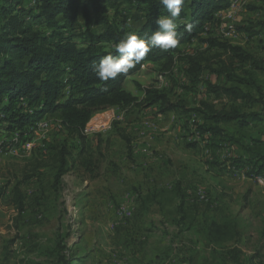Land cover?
Returning <instances> with one entry per match:
<instances>
[{
  "label": "rangeland",
  "instance_id": "374dc122",
  "mask_svg": "<svg viewBox=\"0 0 264 264\" xmlns=\"http://www.w3.org/2000/svg\"><path fill=\"white\" fill-rule=\"evenodd\" d=\"M21 2L25 10L34 6L32 0ZM237 2L238 8H232V18H228L229 29L235 30L237 38L222 39L243 48L263 68L264 0ZM257 2L260 6L254 4ZM1 7L2 3L0 25ZM123 12L129 16V28L134 29L135 9L125 6ZM181 50L169 70L163 63H145L140 72L128 79L129 91L142 100L146 91L156 90L173 105L180 103L188 109L199 107L203 101L217 106L227 104L225 98L216 99L207 85H224V77L218 80L205 70L202 82L193 85L188 72L189 58L198 54L208 60L202 66L218 68L215 55L219 52L197 39ZM256 72L264 82V71ZM17 107L24 108L21 114L28 111L25 103ZM251 108L258 110V106ZM160 110L161 104H157L149 109L112 108L98 113L99 118L96 114L87 136L94 148L101 141L99 150H95L101 164L100 177L94 181L86 179L78 164L81 145L68 140V171L56 187L57 153L61 151L59 144L66 139L56 115L40 121L49 122L50 127L46 132L37 130L30 151L21 149L30 137L22 141L16 127L10 129L11 123L1 121L0 264H264V182H256L248 175L250 166L231 167L238 157L254 159L257 153L264 154V125L240 128L235 124L227 128L237 139L231 147L239 146L231 151L235 152L233 158L228 156L231 147L223 145L217 150L208 147L184 152L175 138L181 126L173 121V116L183 115L182 110L163 114L162 119L157 116L162 114ZM140 113L151 117L149 123L161 141L155 143L156 151L170 163V169H156L150 178L162 184L180 177L186 187L196 190L183 211L189 215L187 221L182 222L178 199H172L171 193L159 197V203L154 201L151 191L155 186L152 182L146 184L147 175L133 168L135 161L126 146L121 145L118 134L134 128L135 114ZM197 116L193 114L189 121L181 116V120L194 128L196 123L203 124ZM192 120L196 121L190 124ZM17 186L23 196L22 212L14 203ZM198 193L204 195L198 198ZM141 194L149 198H141ZM214 220L221 226H217L219 231L213 226L215 234L209 236L202 224L209 226Z\"/></svg>",
  "mask_w": 264,
  "mask_h": 264
},
{
  "label": "trees",
  "instance_id": "16d2710c",
  "mask_svg": "<svg viewBox=\"0 0 264 264\" xmlns=\"http://www.w3.org/2000/svg\"><path fill=\"white\" fill-rule=\"evenodd\" d=\"M233 1L184 0L180 17L175 21L178 25L175 48L168 51L152 48L127 74L102 81L95 75L94 65L107 55L117 57L115 44L129 34L147 41L158 30L156 20L169 15L159 0H32L34 6L28 10L21 0H0V115L3 116H0V122L14 125L10 124V129L16 127L19 138L26 141L30 128H35L47 116L56 115L66 139L59 144L55 187L68 171L71 155L68 140H76L81 145L78 164L86 179L94 181L100 177L101 164L95 150H99L101 141L99 139L94 148L85 131L96 114L112 108L149 109L161 104L162 114L181 109V116L188 121L197 114L203 124L196 123L192 125L194 128L185 125L187 131L200 136L203 141L209 135L212 141L215 140L209 147L217 150L231 141L224 126L237 124L245 128L254 122H264V82L256 74V71H264V67L240 46L224 41L227 38L218 36L214 29L221 25L222 12L227 11ZM125 6L135 9L133 20L137 26L134 29L129 28V16L123 12ZM188 24L192 25L191 31L186 30ZM195 39L219 52L215 55L218 68L202 66L203 61H208L201 58L202 55L189 58L191 83H201L205 70L211 71L218 80L224 77V85L211 82L207 85L216 99L225 98L227 104L217 106L203 101L199 107L188 109L180 103L173 105L156 90L146 91L142 100L129 91L128 79L140 72L145 63H163L169 70L174 65L175 55L182 51L181 47ZM19 103L26 104L28 111L25 114H21L23 107H17ZM256 106L258 110H252L251 107ZM118 135L125 141L131 156V140L122 131ZM53 150L57 152L56 148ZM231 164L236 169L250 166L248 175L256 182L264 177V154L256 155L254 159L238 157ZM180 191L179 186L177 210L184 222L189 215L183 212L186 198ZM15 196L14 203L19 211H24L20 186L15 188ZM213 226L219 231L217 226L221 225L215 220L209 226L202 224L209 236L215 234Z\"/></svg>",
  "mask_w": 264,
  "mask_h": 264
},
{
  "label": "crops",
  "instance_id": "0c3cea01",
  "mask_svg": "<svg viewBox=\"0 0 264 264\" xmlns=\"http://www.w3.org/2000/svg\"><path fill=\"white\" fill-rule=\"evenodd\" d=\"M254 4L256 6H260V4L258 2H257V4L256 3H254ZM140 115L135 114V117H134L135 119L133 120L134 121L133 123H135V127L134 128L130 127L129 130L126 131L127 134L125 133V135L131 140L132 153H131L130 157H131L132 161H135V166L133 168H136V170H138V171H144L145 174L147 175V178H148L146 180V184H149V182H152L151 184L155 186V190L151 191L152 198L154 199L155 202L159 203V201H158L159 197L161 198L162 196H169V194L171 193L170 194L171 198L172 199H174V198L178 199V204H179V197H178V192H177L179 186L181 187L180 193L185 196L186 201L189 199V197H190V199L193 198L192 194L195 195L196 190L195 189L193 190V188H190L189 186L186 187L184 185L185 182L180 177L173 178L171 181H168L167 183H162V184H159L157 179L150 178L151 175H149V174L154 172V170H156V169L158 170V172H160L161 170L165 171V170L170 169V163H169L168 158L164 157V155L162 153H158L156 151L155 143L158 144L161 141H160V139H157L158 132H157L156 128L154 127V125L152 123H149L151 117L147 116L146 114H145L146 116L144 117L143 113H140ZM157 116L160 119L163 118V114H158ZM99 117L100 116L97 114L96 118H99ZM181 119L182 118L180 115L178 116V118L176 116L175 117L173 116V121L177 120V123H179V125L181 126L178 129L179 136L175 137L177 140L176 141L177 146H180V148L184 152L185 151H192V150H199V149H204V148L207 149L210 145H213L215 140L212 141V139L209 135L205 136L206 138L204 141L202 140V138H200V136L191 135V133H189L187 131V127L185 126V121L188 119H186V120H181ZM193 119H195V118L193 117ZM196 119L203 123L200 116H197ZM192 121L190 122V124L192 123ZM92 124H94L93 121H92ZM251 124H253L254 126H257L258 124L264 125V122H254ZM89 125L91 126L90 123H89ZM231 125H235V124H230V125H226L223 127L225 134L231 140L229 143L223 145L225 147L226 146L231 147V145H233L234 143L237 144V139L235 138V135H232V134L227 132V128L230 127ZM237 126H239V125H237ZM189 127L190 126H188V128ZM174 128H175V126H174ZM123 129H125V126H123ZM120 139H121V137H120ZM121 141H122L121 145L126 146L125 141H123V140H121ZM262 143L264 144V138L262 139ZM192 144H196L197 146L194 148L190 147L189 145H192ZM238 147L239 146H236V148H238ZM262 147L264 150V146H262ZM236 148L231 147L228 149V156L230 158H233L232 155L235 153V152L233 153L231 151H236ZM126 149H127V147H126ZM252 152L254 153L253 150H252ZM257 154H261V153H257ZM238 155L243 156V154H238ZM136 165L139 168H137ZM136 187H138V185ZM168 190H170V192ZM138 194H140V192ZM147 194L146 195L144 194V196L141 194L140 197L147 199V198H149V195H147ZM200 195H204V194L198 193V198ZM177 207H178V205H177Z\"/></svg>",
  "mask_w": 264,
  "mask_h": 264
},
{
  "label": "clouds",
  "instance_id": "9594fccd",
  "mask_svg": "<svg viewBox=\"0 0 264 264\" xmlns=\"http://www.w3.org/2000/svg\"><path fill=\"white\" fill-rule=\"evenodd\" d=\"M184 0H159V3L168 10L169 15L156 20L158 30L147 39L138 38L135 34L126 35L119 43L114 45L117 57L107 55L103 57L93 71L98 79L108 81L120 74H127L131 68L140 63L152 48L168 51L177 46V27L175 21L180 17L181 6ZM192 25H186L191 31Z\"/></svg>",
  "mask_w": 264,
  "mask_h": 264
},
{
  "label": "built area",
  "instance_id": "2783aa9c",
  "mask_svg": "<svg viewBox=\"0 0 264 264\" xmlns=\"http://www.w3.org/2000/svg\"><path fill=\"white\" fill-rule=\"evenodd\" d=\"M238 0H235V4L232 5V7H230L227 11L225 12H222L224 13V22L221 23V25H218L217 26V30H216V33L218 35H225V34H229V20L228 18H232V8H238ZM227 19V20H226ZM208 29V28H207ZM59 125V124H57ZM50 127V124L49 122L45 121L44 122V125H43V128H41L40 130H38L39 132H46L47 131V128ZM90 128H93L92 126H90L88 124V126L86 127V133L87 135H89V129ZM38 131H31V128H30V132L27 133V136L30 137V139L26 142V143H23L21 144V149L24 151H30L33 147H34V142H35V136H38ZM260 179H264V177H260Z\"/></svg>",
  "mask_w": 264,
  "mask_h": 264
},
{
  "label": "bare ground",
  "instance_id": "6f19581e",
  "mask_svg": "<svg viewBox=\"0 0 264 264\" xmlns=\"http://www.w3.org/2000/svg\"><path fill=\"white\" fill-rule=\"evenodd\" d=\"M239 1V0H238ZM235 4V0L233 1V4L232 5H234ZM232 7V6H231ZM235 9V8H234ZM223 18V15L221 16V19ZM220 19V18H219ZM229 28H230V26H229ZM221 36H223V37H225V38H229L230 40L231 39H234L235 37H236V33L234 32V31H232V28L231 29H229V34H225V35H221ZM237 38V37H236ZM44 122L45 121H42V122H40L35 128H32L31 129V131H37V130H39V129H41V128H43V125H44ZM90 131H91V129H89V133H90ZM85 133H86V131H85ZM87 134V133H86ZM258 181L259 182H261V181H263L264 182V179H258Z\"/></svg>",
  "mask_w": 264,
  "mask_h": 264
}]
</instances>
